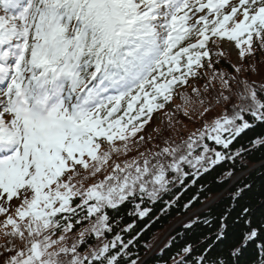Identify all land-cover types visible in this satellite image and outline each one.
Returning <instances> with one entry per match:
<instances>
[{
    "label": "snow or ice",
    "instance_id": "obj_1",
    "mask_svg": "<svg viewBox=\"0 0 264 264\" xmlns=\"http://www.w3.org/2000/svg\"><path fill=\"white\" fill-rule=\"evenodd\" d=\"M229 44L242 58L264 48V0H0V216L5 235L24 245L11 249L7 264H124L127 252L117 242L127 245L119 235L85 251L86 237L100 240L113 231L109 209L138 195L155 200L169 191V171L189 175L185 164L198 175L235 161L240 151L233 156L206 143L193 153L205 139L229 150L253 127L245 113L264 124V99L255 89L242 96L248 105L216 119L198 138L164 148L155 162L144 156L117 163L84 187L114 155L131 150V140L177 88L213 67V53L226 57ZM221 83L228 87L222 76ZM194 92L196 100L180 95L186 105H203L200 90ZM76 225L79 237L68 244ZM258 235L249 228L231 255ZM183 251L191 254L192 247ZM199 264L207 262L201 257Z\"/></svg>",
    "mask_w": 264,
    "mask_h": 264
},
{
    "label": "trees",
    "instance_id": "obj_2",
    "mask_svg": "<svg viewBox=\"0 0 264 264\" xmlns=\"http://www.w3.org/2000/svg\"><path fill=\"white\" fill-rule=\"evenodd\" d=\"M255 43L258 44V41ZM213 59V67L200 69L197 76L189 78L188 85L177 88L170 104L153 112L143 131L153 125L154 113L160 114L158 127L153 134L146 133L143 139L138 140L139 148L162 152L166 147L184 145L190 138L200 136L206 119L198 123L196 118L199 117L193 116L199 114L195 105L201 104L197 101L186 105L181 93L196 100L194 89H199L200 98L205 102L203 105L208 107L224 92L230 100L228 111L243 101L234 96H247L249 88L255 89L258 97L264 99V48L255 47L254 54L248 55L242 66H238L229 52L219 60L213 53ZM251 62L256 64L254 68L250 66ZM217 73L228 82L227 90H222L221 76L213 79ZM168 105H172L173 109ZM185 112L188 114L185 115ZM231 113L229 111V115ZM244 115L253 127L241 133L229 150L205 139L194 152V155L202 153V145L206 143L217 151H230L233 156L240 151L235 161H222L198 175H193L195 169L185 164L183 171L189 175H176L168 184L169 191L161 192L155 200L147 196L141 200L138 195L134 200L129 198L117 210L109 209L113 231L106 233L101 240L94 236L86 237L90 247L85 251L93 250L101 242H111L119 235L127 245L125 249L117 242L121 253L127 252L123 256L124 264H130V261L136 264H199L201 257L207 264H264V249L260 247L264 244V145L255 144L256 140L264 139V124L247 113ZM197 130L199 133H191ZM185 137H188L186 141L183 140ZM124 156L114 155L113 161L118 163ZM137 204L139 209L135 207ZM141 209H146L148 215L141 218L138 215ZM4 219L0 216V221ZM77 228L79 225L66 235L77 236ZM249 228L259 232L255 243H249L238 257L231 255L232 249L241 243ZM218 233L226 235L221 240ZM23 246L19 240L13 242V238L5 233L0 236V264H7L12 248ZM188 246L192 247L191 254L183 251Z\"/></svg>",
    "mask_w": 264,
    "mask_h": 264
},
{
    "label": "rangeland",
    "instance_id": "obj_3",
    "mask_svg": "<svg viewBox=\"0 0 264 264\" xmlns=\"http://www.w3.org/2000/svg\"><path fill=\"white\" fill-rule=\"evenodd\" d=\"M233 2H237V0H233ZM225 51L231 53L235 57V61L238 64V66H239V64L241 66L244 65V63H243L244 59L246 57H248V56H245L243 58L240 57L239 50L236 49L234 46H231L230 44L227 45V47L225 48ZM255 65L256 64L253 63V62L250 63V66H253L252 68H254ZM222 87H223V89H222L223 91L227 90V87H225L223 84H222ZM222 95L219 96L218 100L211 101L210 104H209L211 106L207 107V106H204V105H198V104L195 105V106H197V110L199 111V114L198 115H197V113L194 114L193 118H196L195 116H198L199 119L196 118L197 122L199 120L198 123H202L201 122L202 119H206V122L203 124V128H201L203 131H204V129L206 127H211L214 124V121L216 119H219V118H221L222 116H224L226 114L229 115V111H232V113L230 114V115H232V114H234V111H238L239 110L241 105H242V107H244V106H246V105H248L250 103V101L243 99V101H239L241 104L237 103L234 108H230L229 111H228L227 108L229 107L230 100L229 99L228 100H224L223 99V97L226 96L224 92H222ZM234 98H238L240 100L242 98V96L241 95L238 96V97L234 96ZM168 107L170 109H173L172 105H168ZM159 116H160L159 113H154V115H153V121H154L153 125L147 127L145 131L142 130V131L138 132L137 136L131 140V142L129 144L130 145L129 148L131 150L127 153V155L124 154L125 156L120 160V162H118L119 164L123 165L125 163L131 162V161H134V160L135 161H140V160H142V158L144 156H147L149 159H152L153 162H155L156 154L160 153V152H158V151L151 152L150 150H143L141 147H140L141 148L140 149L139 148V144H137V142L140 139V137H144L146 133L153 134L155 132L156 128L158 127ZM190 130H192V129H190ZM184 132L186 133L187 131L184 130ZM188 132H189V129H188ZM191 133L192 134H197L199 132L197 130L196 132L193 131ZM186 135L187 134H185V136ZM187 138L188 137H185L183 140L186 141ZM209 141H211L212 143L214 142V141H212L210 139H209ZM186 142H188V141H186ZM185 150L187 151L186 148H185ZM102 151H103V149H102ZM193 155H194V153H193ZM159 159L166 160L168 163L171 162V157H163L162 156V157H159ZM115 164H117V162H114L113 158H112V160L109 161L108 165L105 166V168L103 169V171L101 173H97V175L95 177H90L88 180L85 181V184H84L86 186L85 188L90 187L92 184L103 180L106 175L111 173L112 166L115 165ZM81 172H82V174L86 175V173H83L82 169H81ZM176 175H178V174L169 171L168 175H167V179L169 181H171L172 179L175 178ZM12 203H13V205H15L17 202L14 200ZM10 214L15 215V207L14 206L10 209ZM3 221L2 220L0 221V236H3L4 233L6 232V230L2 226L3 225ZM67 237H68L67 243L71 244V243L75 242L78 239L79 234L77 236H68L67 235ZM101 239H102V237L100 238V240ZM161 243H162V241L158 244V246H160Z\"/></svg>",
    "mask_w": 264,
    "mask_h": 264
}]
</instances>
